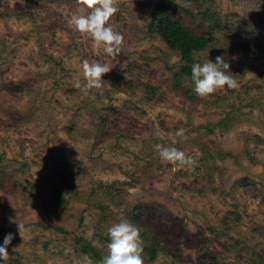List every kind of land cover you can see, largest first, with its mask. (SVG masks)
I'll return each instance as SVG.
<instances>
[{
    "label": "rangeland",
    "instance_id": "374dc122",
    "mask_svg": "<svg viewBox=\"0 0 264 264\" xmlns=\"http://www.w3.org/2000/svg\"><path fill=\"white\" fill-rule=\"evenodd\" d=\"M115 3L124 40L108 57L69 23L84 0H0V243L13 234L0 264L104 256L124 218L143 264H264V0ZM160 3L208 39L194 62L225 55L235 88L195 94L148 28ZM85 59L112 67L90 96L73 87ZM157 143L193 163L162 161Z\"/></svg>",
    "mask_w": 264,
    "mask_h": 264
},
{
    "label": "clouds",
    "instance_id": "9594fccd",
    "mask_svg": "<svg viewBox=\"0 0 264 264\" xmlns=\"http://www.w3.org/2000/svg\"><path fill=\"white\" fill-rule=\"evenodd\" d=\"M84 3L87 8H81L79 13H72L69 23L74 30L90 36L94 46L98 49L102 48L108 57H117L122 52L124 37L121 32L113 29L111 23H108L117 12L115 0H84ZM111 69L110 62L106 60L96 59L89 62L85 59L82 61L84 79L77 77L73 87L79 89L83 95L90 96V90L99 89L106 82L102 76ZM228 69L229 62L224 54L217 55L214 60L207 58L202 63L194 62L191 65V81L194 84L195 94L205 96L224 86L229 89L235 88L237 81ZM155 135L162 136L163 133L157 131ZM175 136L181 141L188 139L184 128H178ZM154 147L162 161L178 162L182 165L193 163L191 156H186L184 151L175 146L157 143ZM16 224L19 233L28 230L24 222H16ZM107 234V253L96 264H143L140 229L135 223L126 218L120 219L107 228ZM12 239L13 234L9 232L0 243V261H7V246ZM74 264H93V260L87 254H82V258H77Z\"/></svg>",
    "mask_w": 264,
    "mask_h": 264
},
{
    "label": "trees",
    "instance_id": "16d2710c",
    "mask_svg": "<svg viewBox=\"0 0 264 264\" xmlns=\"http://www.w3.org/2000/svg\"><path fill=\"white\" fill-rule=\"evenodd\" d=\"M152 33H156L172 50L179 52L184 63L180 68L183 74L191 79V65L194 63V54L203 51L209 45L207 38L193 34L181 21L175 19L168 4H158L151 16L148 26ZM150 260L156 258L155 247L146 248ZM82 252L94 257L98 261L103 257L90 245H84Z\"/></svg>",
    "mask_w": 264,
    "mask_h": 264
}]
</instances>
